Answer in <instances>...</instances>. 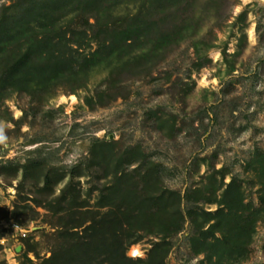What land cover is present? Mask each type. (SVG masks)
Segmentation results:
<instances>
[{
	"label": "trees",
	"instance_id": "16d2710c",
	"mask_svg": "<svg viewBox=\"0 0 264 264\" xmlns=\"http://www.w3.org/2000/svg\"><path fill=\"white\" fill-rule=\"evenodd\" d=\"M221 3L15 0L2 6L0 106L13 93L38 102L61 90L74 94L98 69L106 71L102 83L110 85L124 73L149 74L171 50L193 41ZM198 44H192L197 56ZM91 102L84 98L85 105ZM5 170L12 180L21 172L18 195L32 184L39 196L35 205L47 212L43 223L53 230L39 231L44 243L33 241L38 231L22 239L20 264H166L172 239L186 224L190 252L202 256L200 264H242L264 221V150L258 148L243 167L244 179L232 175L224 183L213 172L183 193L163 184L159 165L140 147L119 148L109 139H93L87 156L68 171L34 161H8L0 165V176ZM244 181L256 188V205L247 200ZM151 238L157 241L145 258L126 255L130 246ZM42 244L47 257L36 250Z\"/></svg>",
	"mask_w": 264,
	"mask_h": 264
},
{
	"label": "rangeland",
	"instance_id": "374dc122",
	"mask_svg": "<svg viewBox=\"0 0 264 264\" xmlns=\"http://www.w3.org/2000/svg\"><path fill=\"white\" fill-rule=\"evenodd\" d=\"M15 0H0L8 6ZM215 19L193 41H184L148 73H124L113 85L103 84L106 71H94L86 88L74 94L61 90L43 102L13 93L0 106V165L39 162L69 170L87 156L93 139H109L119 148L138 146L159 165L163 184L184 192L204 177L228 183L232 175L244 179L243 167L255 149L264 150V0H222ZM126 11L122 8L121 12ZM253 30V38L249 31ZM199 56L192 46L197 40ZM135 73V72H134ZM75 98L74 103L61 98ZM92 99L90 106L84 98ZM0 176V222L13 221L43 242L40 230L47 212L35 205L36 189L29 183L18 195L21 172L15 180ZM81 187L87 188L85 181ZM245 196L256 205V188L243 182ZM213 210L214 207H207ZM15 212L20 215L15 218ZM188 224L172 239L166 264H200L187 238ZM11 228L0 226V261L20 264L23 241ZM156 239H144L126 255L143 259ZM264 221L256 226L248 259L264 264ZM136 247L140 256H133ZM20 250V251H19ZM39 257L49 253L44 244ZM28 257L35 263L33 253Z\"/></svg>",
	"mask_w": 264,
	"mask_h": 264
},
{
	"label": "built area",
	"instance_id": "2783aa9c",
	"mask_svg": "<svg viewBox=\"0 0 264 264\" xmlns=\"http://www.w3.org/2000/svg\"><path fill=\"white\" fill-rule=\"evenodd\" d=\"M0 226H2L4 229L11 228L12 231L16 233L20 238L26 237L27 232L19 228L18 225H16L13 221H10L9 224L8 223L4 224L0 222Z\"/></svg>",
	"mask_w": 264,
	"mask_h": 264
},
{
	"label": "bare ground",
	"instance_id": "6f19581e",
	"mask_svg": "<svg viewBox=\"0 0 264 264\" xmlns=\"http://www.w3.org/2000/svg\"><path fill=\"white\" fill-rule=\"evenodd\" d=\"M242 1H243V2H247V1H249V0H242ZM249 37H250L251 39L253 38V30H250V31H249ZM60 101H61L62 103H65L66 101H71V103H74L75 98H74L73 96H70L69 99H67V98H61ZM134 252H137V253H139V254H138V255H133ZM131 253H132V255L135 256V257L140 256V252L138 251V249H137L136 247L132 248Z\"/></svg>",
	"mask_w": 264,
	"mask_h": 264
},
{
	"label": "clouds",
	"instance_id": "9594fccd",
	"mask_svg": "<svg viewBox=\"0 0 264 264\" xmlns=\"http://www.w3.org/2000/svg\"><path fill=\"white\" fill-rule=\"evenodd\" d=\"M5 142V137L3 136L2 133H0V144Z\"/></svg>",
	"mask_w": 264,
	"mask_h": 264
},
{
	"label": "snow or ice",
	"instance_id": "6c2138e0",
	"mask_svg": "<svg viewBox=\"0 0 264 264\" xmlns=\"http://www.w3.org/2000/svg\"><path fill=\"white\" fill-rule=\"evenodd\" d=\"M138 254H139V253H137V252H134V253H133V255H138Z\"/></svg>",
	"mask_w": 264,
	"mask_h": 264
},
{
	"label": "water",
	"instance_id": "95a60500",
	"mask_svg": "<svg viewBox=\"0 0 264 264\" xmlns=\"http://www.w3.org/2000/svg\"><path fill=\"white\" fill-rule=\"evenodd\" d=\"M20 251V250H19Z\"/></svg>",
	"mask_w": 264,
	"mask_h": 264
}]
</instances>
